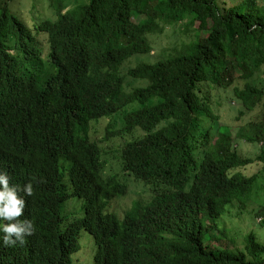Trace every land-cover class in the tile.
I'll return each instance as SVG.
<instances>
[{
    "label": "trees",
    "instance_id": "1",
    "mask_svg": "<svg viewBox=\"0 0 264 264\" xmlns=\"http://www.w3.org/2000/svg\"><path fill=\"white\" fill-rule=\"evenodd\" d=\"M15 1L0 0V101L38 126L22 145L0 118V147L29 157L43 185L27 207L34 234L0 243V264H70L84 230L95 264H264V233L220 229L249 202L264 229V0H45L47 16L32 17ZM168 28L172 50L128 65ZM224 104L254 116L248 137L222 131ZM113 153L154 186L153 203L124 208ZM67 195L84 218L64 215Z\"/></svg>",
    "mask_w": 264,
    "mask_h": 264
},
{
    "label": "clouds",
    "instance_id": "2",
    "mask_svg": "<svg viewBox=\"0 0 264 264\" xmlns=\"http://www.w3.org/2000/svg\"><path fill=\"white\" fill-rule=\"evenodd\" d=\"M5 105V102L0 101V118L7 120L11 124V134L13 140L19 144L26 145L29 142L31 131L38 126V118L30 120L26 116L24 117L23 115L15 111L9 113L8 111H6ZM52 154L53 152L50 156H52ZM63 157L72 161L66 156ZM29 162V157H27L25 154L10 152L0 147V243L7 247H13L18 244L23 245L26 242V238L32 236L35 232V227L32 222V219L28 217L29 211L27 207L30 203H32L31 201L34 199V197L40 192V189L43 185V179L41 173H34L33 167L30 166ZM125 172L130 174L132 177L134 176V174L130 171ZM63 174V177H66V181L67 183H69L71 181L73 172L70 174L63 171ZM123 182L128 184L127 180L123 179ZM133 182L135 184H142L136 182L134 178ZM145 183L146 187H151L150 189L153 191L154 194L151 197L141 198L145 199L146 201L135 200L134 203L136 201L153 203L156 197L158 196V191H155L154 186L149 185L147 182ZM130 190L131 187L129 186V195ZM69 192L72 193V185ZM66 200L67 201L64 206V212H66L69 217L73 216L75 212L80 211L81 208V218H84L86 214L89 213V208L83 207V200L72 198L68 195ZM73 200H79L80 202L76 205H69L70 202H72ZM113 208L116 209L114 206ZM123 211L124 212L122 213H125L126 209H124ZM98 222H96V225ZM86 231L94 236L97 245L94 257L95 264L97 256L99 255L98 252L100 250V247L96 236L90 231L84 230L82 231V234ZM92 247L93 242L87 241V249L83 253H81L83 247L80 240L79 245L77 246L76 250H74V253L71 255L70 264H74L75 257L79 253L81 254L79 255L80 258L77 260V264H81L82 259L90 258L91 252H93ZM87 251H89L88 256L85 258H81V255L87 253Z\"/></svg>",
    "mask_w": 264,
    "mask_h": 264
},
{
    "label": "rangeland",
    "instance_id": "3",
    "mask_svg": "<svg viewBox=\"0 0 264 264\" xmlns=\"http://www.w3.org/2000/svg\"><path fill=\"white\" fill-rule=\"evenodd\" d=\"M75 3L76 2L74 0V3L72 4V6ZM13 6L15 10L19 11L20 13L26 14L28 17H32V13L34 15L40 14L42 16H47L48 10H47V5L45 3V0H16L15 3H12V7ZM72 6L70 8H72ZM174 40L175 38L173 37V30L171 28H168L165 33L160 34L159 36H156L153 39L154 45H156V47L152 55H142L138 58L134 57L132 61L128 63V65L135 66L140 61L157 62L158 60H160L166 55V51L173 49ZM218 114L220 116V122L223 126L222 131L224 133L228 134L229 136L234 135V137L237 136L239 138L244 137V136L246 137L249 136L251 128L249 127V125L246 124L245 120H248V122L253 123L255 122L253 120L254 116L241 117L240 114H236L234 111H232L229 108L228 104H224L222 108L219 110ZM239 119L241 120L239 121ZM259 147L260 146H258L257 143L251 144L246 141H243L241 143L240 151H241V154L247 158H255V156L259 152ZM109 158L111 159L112 163L109 164L108 167L106 168V175L115 174L117 172L121 173L122 179L127 180L129 186L131 187L130 195L127 198H125L122 202L123 206H125L124 208H126L127 206H132L135 200L146 201L145 199H141V198L151 197L154 194L153 191L150 189L151 188L150 186H149L150 188L145 186L146 185L145 182L136 179L134 176L132 177L130 174L124 171L123 165L120 163L115 153L110 154ZM257 171H258V167L256 170H253L250 173L257 172ZM133 178L136 180V182H139L142 184H135L133 182ZM79 202H80L79 200H73L72 202H70L69 205H76ZM119 202H116L113 206L116 209L117 208L123 209L122 205ZM255 204H257V202L255 203L249 202L247 203L246 206H240V207L237 206L238 204L236 206H230L229 209H230L231 215L230 216L227 215L228 217L225 219L224 217L221 218L220 229L222 230L226 228L227 230H231L232 232H235V230H237L236 225L240 224L241 229L243 230L242 237H240L241 242L243 241L242 240L243 236L248 234L246 233L247 229L248 230L251 229L255 231V233H257L260 236L262 233H264V229L263 230L261 229L260 224H258L259 221L256 219L255 214L258 212L260 207L257 205L255 206ZM111 211L115 212L113 208H111ZM115 214L119 215L120 217H124L125 213L123 214L115 213ZM64 215L66 217H69L66 212H64ZM81 215H82V208L80 211L75 212V214L71 216V219L81 217ZM245 221H248L247 225L249 226L250 229L247 227ZM87 241L93 242V247H92L93 252H91L90 258L82 259L81 264H94V257H95L97 245H96L94 236L86 231L81 236V244L83 247V250L81 251V253H83L87 249ZM81 253H79L75 257L74 264H77L78 262L77 260L80 258L79 255ZM88 254H89V251L81 255V258L87 257Z\"/></svg>",
    "mask_w": 264,
    "mask_h": 264
}]
</instances>
